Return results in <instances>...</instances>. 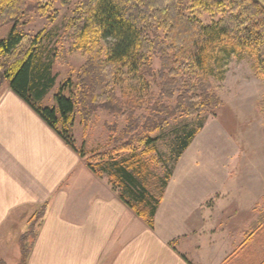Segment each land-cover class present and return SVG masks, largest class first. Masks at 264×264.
I'll return each mask as SVG.
<instances>
[{
  "label": "trees",
  "instance_id": "16d2710c",
  "mask_svg": "<svg viewBox=\"0 0 264 264\" xmlns=\"http://www.w3.org/2000/svg\"><path fill=\"white\" fill-rule=\"evenodd\" d=\"M54 1L0 0V28L11 25L0 40V91L7 84L91 172L106 173L120 200L153 228L171 177L169 170H154L155 135L172 119L198 117L222 106L208 75V51L214 46L223 43L236 53L251 52L264 76V0H80L57 40L45 28L35 34L21 30L34 16L55 21L59 11ZM186 2L222 8L221 17L203 24L184 12ZM59 3L68 7L72 0ZM104 41H111L106 50ZM68 44L86 59L73 78L59 85L54 105L45 106L42 100L56 84L54 63L65 62ZM153 59L159 63L157 72ZM124 69L144 81L156 75L158 94L125 92L119 97ZM258 107L264 116V97ZM99 110L113 119L104 123L109 131L106 148L87 153L77 146L72 128L78 116L85 133ZM200 129L185 132L173 146L169 166ZM46 206H40L30 225L38 217L40 226ZM35 237L36 231L27 250L20 238V264H26ZM257 261L264 264V259Z\"/></svg>",
  "mask_w": 264,
  "mask_h": 264
},
{
  "label": "crops",
  "instance_id": "0c3cea01",
  "mask_svg": "<svg viewBox=\"0 0 264 264\" xmlns=\"http://www.w3.org/2000/svg\"><path fill=\"white\" fill-rule=\"evenodd\" d=\"M200 132L171 162L150 228L120 200L107 175L91 172L5 85L0 91V254L5 256L10 245L16 248L12 264H20V238L47 202L26 264L259 263L264 259V172L258 177L254 166L234 161L239 151L233 147L216 148L221 149L217 157L204 154L206 147L193 146Z\"/></svg>",
  "mask_w": 264,
  "mask_h": 264
},
{
  "label": "rangeland",
  "instance_id": "374dc122",
  "mask_svg": "<svg viewBox=\"0 0 264 264\" xmlns=\"http://www.w3.org/2000/svg\"><path fill=\"white\" fill-rule=\"evenodd\" d=\"M79 1L72 0L71 5L66 7L62 6L59 0H55L54 6L59 11V17L55 21L34 16L30 24L21 26V30L35 34L45 28L52 37V41L57 40L62 35L64 26L71 18L72 10ZM184 12L198 18L203 24L209 25L221 17L222 8L191 6L189 2H186ZM10 31L11 25L0 28V40L6 38ZM102 44L106 50L110 47L111 41H104ZM66 46L69 48V53L65 62L55 61L54 63L56 84L42 100L45 106L54 105V95L59 85H62L67 78H73L86 59V54L72 49L69 44ZM152 65L154 72H157L158 60L153 59ZM208 73L213 90L223 101L222 106L213 111H205L198 117L179 116L170 120L160 132L156 133L157 151L154 155V170L159 174L167 173L170 163L168 156L172 153L173 146L180 141L185 132L195 131L199 127L201 132L193 142V146L206 147L203 149L204 154L215 152L214 157H217L221 151L216 148L223 147L225 151H233L231 148L233 147L239 151L234 161L245 162L246 168L254 166L252 174L261 176L260 174L264 172V116L259 111L258 102L264 97V76L257 72L253 54L249 51L233 52L223 43L216 45L208 51ZM144 91L158 94L156 75L144 81L124 69L117 85L118 96L122 98L125 92ZM105 122L111 123L113 119L105 111H97L92 117L88 130L84 133L76 116L72 133L77 146L84 147L87 153L91 150L106 148L109 131L105 127ZM248 172L250 173V170L246 171ZM104 175L106 176V173ZM262 207L264 209V205L260 208ZM38 221V217L34 218V223L28 225V230L22 234L26 250L30 246ZM3 251L2 253L10 259L8 260L2 254L0 257L8 260V264H12L14 253L16 257V248L7 245V249L4 248Z\"/></svg>",
  "mask_w": 264,
  "mask_h": 264
}]
</instances>
